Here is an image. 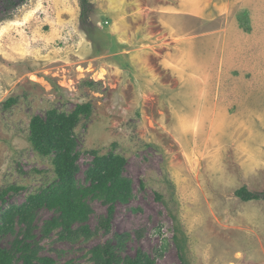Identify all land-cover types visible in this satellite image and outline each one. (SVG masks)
<instances>
[{
  "label": "rangeland",
  "instance_id": "rangeland-1",
  "mask_svg": "<svg viewBox=\"0 0 264 264\" xmlns=\"http://www.w3.org/2000/svg\"><path fill=\"white\" fill-rule=\"evenodd\" d=\"M91 1L88 19L79 0H24L0 21V218L57 179L31 119L90 103L76 178L94 152L118 154L132 196L109 231L96 230L107 205L90 201L94 233L76 241L44 235L54 212L40 208L41 255L93 264L111 242L155 264H264V199L235 193L264 192V0Z\"/></svg>",
  "mask_w": 264,
  "mask_h": 264
},
{
  "label": "trees",
  "instance_id": "trees-1",
  "mask_svg": "<svg viewBox=\"0 0 264 264\" xmlns=\"http://www.w3.org/2000/svg\"><path fill=\"white\" fill-rule=\"evenodd\" d=\"M24 0H0V21L7 18ZM81 18L88 19L94 11L91 0H79ZM90 103L80 104L71 113L51 110L46 117L34 116L30 121V139L33 146L44 155L54 157L57 179L40 192L30 195L26 202L11 207L1 214L0 264H55L54 258L40 254V246L34 234L37 210L48 208L53 217L41 228L44 235L57 229L59 239L76 241L90 237L93 230L87 224L92 213L90 201L100 200L108 207V214L99 219L96 230H110L111 218L118 202H128L132 196V182L124 176L126 159L118 154L99 155L94 152L92 165L86 171V184L76 175L80 169V151L74 137V129L82 115H89ZM6 190L2 195L6 194ZM242 201L264 199V192L251 191L247 186L236 190ZM9 246H3L2 237L15 233ZM123 235H117L121 237ZM121 241V240H120ZM119 241V242H120ZM118 245L111 242L96 245L91 250L93 264H155V260L139 251L134 257L117 252Z\"/></svg>",
  "mask_w": 264,
  "mask_h": 264
}]
</instances>
